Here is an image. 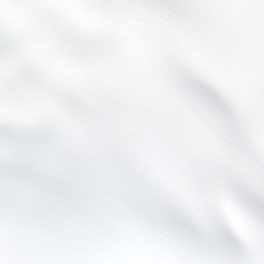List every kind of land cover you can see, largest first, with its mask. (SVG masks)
I'll list each match as a JSON object with an SVG mask.
<instances>
[{
	"label": "snow or ice",
	"instance_id": "obj_1",
	"mask_svg": "<svg viewBox=\"0 0 264 264\" xmlns=\"http://www.w3.org/2000/svg\"><path fill=\"white\" fill-rule=\"evenodd\" d=\"M0 264H264V0H0Z\"/></svg>",
	"mask_w": 264,
	"mask_h": 264
}]
</instances>
